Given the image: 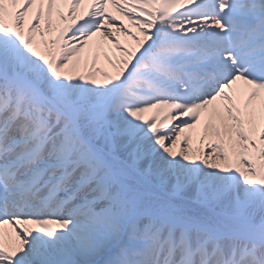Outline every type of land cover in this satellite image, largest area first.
I'll list each match as a JSON object with an SVG mask.
<instances>
[{
    "label": "snow or ice",
    "instance_id": "obj_1",
    "mask_svg": "<svg viewBox=\"0 0 264 264\" xmlns=\"http://www.w3.org/2000/svg\"><path fill=\"white\" fill-rule=\"evenodd\" d=\"M0 264H264V0H0Z\"/></svg>",
    "mask_w": 264,
    "mask_h": 264
}]
</instances>
